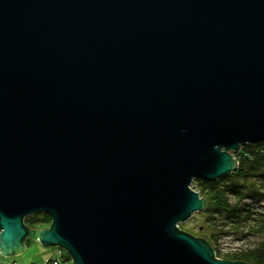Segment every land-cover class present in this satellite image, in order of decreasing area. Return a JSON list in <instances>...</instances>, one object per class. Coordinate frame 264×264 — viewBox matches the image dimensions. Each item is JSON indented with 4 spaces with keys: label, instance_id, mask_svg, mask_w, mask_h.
Wrapping results in <instances>:
<instances>
[{
    "label": "water",
    "instance_id": "95a60500",
    "mask_svg": "<svg viewBox=\"0 0 264 264\" xmlns=\"http://www.w3.org/2000/svg\"><path fill=\"white\" fill-rule=\"evenodd\" d=\"M263 140L264 0H0L1 256L249 264L178 223Z\"/></svg>",
    "mask_w": 264,
    "mask_h": 264
},
{
    "label": "trees",
    "instance_id": "16d2710c",
    "mask_svg": "<svg viewBox=\"0 0 264 264\" xmlns=\"http://www.w3.org/2000/svg\"><path fill=\"white\" fill-rule=\"evenodd\" d=\"M234 156L237 159V166L228 174L216 179L196 177L193 180V189L205 200L202 212L213 230L209 234L199 230L198 235L211 246L214 244L213 249L218 254L222 252L217 246L219 234L233 233L240 239L252 233L264 235V207L258 211L252 208V201L255 206L264 201V140L241 144L239 150L234 152ZM245 199L251 200V204L243 202ZM25 220L42 226L50 223L51 217L47 212H39L26 216ZM216 226L220 227V232L214 231ZM54 253H51L46 264H53L57 257ZM62 253L59 257L61 263L64 259H69L65 252ZM222 253H224L222 257L226 259L264 264V239L253 248L228 250ZM13 263L20 264L16 260L11 262L0 260V264Z\"/></svg>",
    "mask_w": 264,
    "mask_h": 264
},
{
    "label": "rangeland",
    "instance_id": "374dc122",
    "mask_svg": "<svg viewBox=\"0 0 264 264\" xmlns=\"http://www.w3.org/2000/svg\"><path fill=\"white\" fill-rule=\"evenodd\" d=\"M191 187L192 188L194 187L193 181L191 183ZM243 202L247 204H251V200H248V199L243 200ZM262 206L264 207V201L257 203V206H255V204L252 201V208H254L255 210L257 211L260 210ZM24 224L30 228H35V229L45 228V227H48L49 225V223L47 222L46 224L42 226H38V225L28 222V220H25ZM178 228L196 237H199L198 235L199 230L202 231L204 234L205 233L209 234L211 231H213L208 225L206 221V216L205 214H203L202 210L193 212L188 217V219L182 222H179ZM219 228H220L219 226H216L214 228V231L220 232ZM218 237L219 239H218L217 246L221 248L222 252H225L228 250L239 251V250L253 248L257 246L264 239V235L262 236V234H253V233L248 234L241 239L237 237V234H233V233L219 234ZM24 244L27 246L28 249L25 253H22L20 257H16V256L3 257L0 255V260L6 261V262H11L13 260H16V261H19L20 264H31V263L32 264H46V261L51 257V251L49 250L50 248L48 246H44L40 243H34V241H31L29 239H26L24 241ZM209 245H210V248L212 249V252L215 258H223L222 256L224 255V253L222 252L221 254L216 253L215 249H213L214 244L212 246L211 244ZM53 248H56V247H53ZM61 254L63 253L61 252ZM71 261L72 260L69 257V259H64L63 264H73Z\"/></svg>",
    "mask_w": 264,
    "mask_h": 264
},
{
    "label": "built area",
    "instance_id": "2783aa9c",
    "mask_svg": "<svg viewBox=\"0 0 264 264\" xmlns=\"http://www.w3.org/2000/svg\"><path fill=\"white\" fill-rule=\"evenodd\" d=\"M61 252H64V250L63 249H61V248H58L57 249V251H56V255H57V257L53 260V264H63V263H61L59 260V257L61 256ZM72 262V261H71ZM13 264H17V263H13Z\"/></svg>",
    "mask_w": 264,
    "mask_h": 264
},
{
    "label": "crops",
    "instance_id": "0c3cea01",
    "mask_svg": "<svg viewBox=\"0 0 264 264\" xmlns=\"http://www.w3.org/2000/svg\"><path fill=\"white\" fill-rule=\"evenodd\" d=\"M34 243H38L37 241H35ZM50 249V251H51V253H53V251L55 250V248H53L54 246H48ZM27 246L24 244V249H23V251L21 252V253H19V254H17V255H19V256H17V255H12V256H16V257H20L21 256V254L22 253H25L26 251H27ZM4 257V256H3ZM19 262V261H18Z\"/></svg>",
    "mask_w": 264,
    "mask_h": 264
}]
</instances>
